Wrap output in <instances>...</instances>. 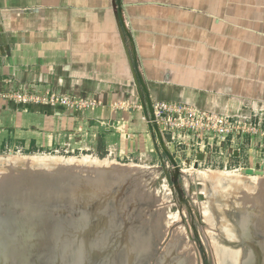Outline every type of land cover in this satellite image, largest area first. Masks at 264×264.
<instances>
[{
	"label": "crops",
	"instance_id": "obj_1",
	"mask_svg": "<svg viewBox=\"0 0 264 264\" xmlns=\"http://www.w3.org/2000/svg\"><path fill=\"white\" fill-rule=\"evenodd\" d=\"M120 5L153 102L264 127V0H0V90L100 94L105 105L85 119L0 99V148L92 149L90 133L124 152L151 143L126 142L144 103Z\"/></svg>",
	"mask_w": 264,
	"mask_h": 264
},
{
	"label": "rangeland",
	"instance_id": "obj_2",
	"mask_svg": "<svg viewBox=\"0 0 264 264\" xmlns=\"http://www.w3.org/2000/svg\"><path fill=\"white\" fill-rule=\"evenodd\" d=\"M40 92L45 94L48 92V90H41ZM63 94L69 93L63 92ZM69 95L71 97H74L75 101L85 100L82 99L85 97L86 99L87 97H91L94 99L101 98V100L104 99L100 94H83L80 96H78L77 94ZM142 101L144 103L142 108L144 110L143 118L145 123L143 120V122L140 121L136 130L132 131L133 134H136L137 138L136 136L134 137L132 136V134H129L130 136L128 135L126 137V142L128 145H136L137 143H139L140 137H143L146 138V141H151V143H149L147 147L145 145V142L143 141L140 142L143 147H137L132 152H124V150L121 148L120 151L116 150L115 148L113 149L114 146L111 145V140H109L106 148L103 134L97 137V135H94L92 133H90L91 136L89 135V138L93 139L94 143L92 144H95L97 142V144H95L92 149H85L86 145L83 146L84 148L82 150L79 147H77L76 149L70 148L68 145L67 148L50 150H24L14 148L6 149L4 147H1L0 177L4 175L3 179H8V176L16 174V170H12V167L16 168L19 171H22V169H24V175L26 176V178H23V181H20V185L24 186V188L27 189L26 193L29 196L30 205H35L33 200H37L38 198L45 199V192L47 191L46 189H48L45 188V191L44 187L37 183L38 179H44V177L48 175L49 172H51L50 169H52L51 167L47 166L51 165V163H55L56 161L44 160L42 161L43 163H37L41 165L32 167L30 164V168H28L29 165L27 164V160H20L26 163V167L16 166L19 161L9 159L12 158L11 156L51 154L50 156L53 157L56 155L65 158H80L85 155H90V157H93V159L107 158L108 162L112 161L116 163L114 166L116 169H118L119 171L121 170L119 177L121 179L120 181H125L128 188L131 187L130 189H128V194L126 195H128L129 197V193L131 192L130 196L133 195L132 198H134L136 201V214L131 211L134 214V218L131 219L130 216L133 217V215H130L128 216V221H131V223L133 222V227L142 226V230L146 228V225H148V230L152 231V233L148 236H146L145 234H142L141 236L140 234H137L135 236V233H130L129 235L124 236V239L122 240H119L120 237L116 235V240L113 241V243H115L117 246L115 248L117 252L116 254L111 252L114 256V264L124 263L125 258L126 262L124 264H137L138 258H136L137 255L135 251L136 247L141 244H148L149 246H152V254L150 258H148V254L141 257V261L147 262L146 264H203L202 256L198 248L199 242L192 227L193 224L198 230V234L200 235L204 248L208 251V253H210V255H212L210 257L212 258L213 262H216V264H264V248L262 247L261 242H258V239H260L261 236L257 237L256 233V231L259 233H261L262 231L264 233V190H258V182L261 180V178H264V176H246L240 173L241 167L246 166L254 167L255 169H257L256 165L258 163L260 165H264V127L262 128V123H260V121H258V118L254 116H233V118L236 120H241L243 122L245 121V123L247 124L246 126L250 125V123H253L259 128L260 132L258 134H255L254 136L252 135L253 138H251V136L242 137L239 135L237 137L239 140L235 141V143L227 141L222 142L221 145L210 146L209 149L206 150V154L204 153V158L199 161L198 168L194 167V163L197 160L196 156L197 153L203 151L200 150L196 152L193 150L194 147L187 146L193 140V138L197 137V134L193 138L191 134L190 141L188 138L185 141L180 138L181 142L187 144L178 145L181 148L180 149L177 146L170 144L168 142V136L163 132L170 151L176 157L178 163L181 165V168L184 171L180 175V183L182 187L184 188L186 193H189L191 195V198L194 200V204L196 206H200L199 208L200 210H202L201 212L203 213V216L204 207L207 211L208 215L206 216V218H203L205 223L203 226L199 224L194 209L193 213L195 218L193 222L192 217H190L189 215L187 207L184 205V203L180 202L177 196V192H173L172 190V176L174 169L173 165L159 144V140L155 134V130L152 126V122L149 116L147 103H145L144 98ZM165 102H168V104L170 103L169 105H172L171 108H174L173 105H176L173 101ZM37 104L45 107V109H52V112H60L58 108L53 109L48 104ZM155 104L156 102H153V105ZM25 106V108H28L29 106L32 107V105ZM186 106L187 108L192 107L194 108V110H196V107L192 105L186 104ZM70 107H63L64 114L75 116L76 114L80 113V116L88 119L87 117L91 116V113L95 109H98V107H105V105L103 101L100 105H91V108L89 110L86 107H81L79 104L76 105L75 108ZM90 111L92 112L89 113ZM93 123L95 124V122ZM105 125L106 124H100V126ZM191 126L192 124L190 125V128ZM162 127H164L163 124ZM185 128L189 129L188 127ZM248 128L250 130L252 129V127L250 128V126H248ZM186 129L177 131L176 128L174 131V135H184ZM85 131L86 130L84 126L82 129L79 128L78 130L79 134H84ZM202 137L204 138V136ZM243 138L245 139L243 141H240ZM113 141V143H115L116 140L114 139ZM132 141H134V144L132 143ZM206 144L209 145L208 140ZM235 151H237L238 155L235 154ZM186 159L192 160L190 164L186 163ZM70 163L75 164L78 162L70 161ZM62 164H64V162H62ZM84 165L97 166L95 163H92L90 161L88 164H83V166ZM35 168L36 170H34ZM215 171H230L235 174L238 173V176L224 175L221 178L214 176L215 183L212 182L214 184H210V186H208L205 182L208 178L203 177V175H205L204 173L208 172H210L211 175L212 172ZM109 174L119 176V173L116 174L114 172H110ZM3 179L0 178V182ZM94 180L95 179L92 178L90 182H95ZM218 182H221L223 184V187L216 188L215 184ZM88 183L89 182L87 181V184ZM64 186L65 184L63 183L60 187ZM55 188L56 186L53 188V190ZM145 192L147 195H149L147 193L149 192L151 194V197H147L145 195ZM90 194L92 193H89V195ZM89 195L87 197H89ZM68 204L66 205V203H64L66 207L68 206ZM47 206L50 207V205ZM163 207L167 212V222H164V224L160 226L161 228H157L158 226H156V219L162 220L159 210ZM132 208H134V206ZM240 209L244 210L240 212ZM180 210L182 211V213ZM34 211L36 212V210ZM153 211L155 213L151 215ZM236 211H239L240 214L237 215ZM254 211L260 212H257L256 214ZM39 214L41 213L39 212ZM125 215L127 219V214ZM41 219L42 217L40 218V220ZM41 223L45 224L42 221ZM22 225L25 227L27 224ZM109 227L110 226H104L102 229V233ZM22 231H24L25 234L23 235L24 237H20L19 240L25 241L24 243L26 245H29V243L34 244L33 242L35 241L33 239L35 238L29 236L30 234H28L30 233V231H28L27 228H24ZM22 231L20 232L22 233ZM91 236L92 235L90 234V238ZM134 239L137 243L133 241ZM79 240L81 241L83 239ZM120 241H122V243ZM128 245L130 246L127 247ZM131 245L133 246V248ZM36 246L37 248L26 246L23 247V249L25 250L20 253L19 257L17 256L15 258L17 259L15 263L41 264V262H45L43 264H63L60 260L61 258L58 259L56 255L53 256L57 247L53 246L51 248L47 245ZM96 247L98 246L96 245ZM144 249L147 251V248L145 246ZM144 249H139L140 253L145 252L142 251ZM149 253H151V251ZM61 256L62 253L59 257ZM133 257L135 260L134 263H132ZM98 260L99 259H97V261ZM103 260L104 259L99 260L97 264H106V262L103 263ZM105 261H107L106 258Z\"/></svg>",
	"mask_w": 264,
	"mask_h": 264
},
{
	"label": "water",
	"instance_id": "obj_3",
	"mask_svg": "<svg viewBox=\"0 0 264 264\" xmlns=\"http://www.w3.org/2000/svg\"><path fill=\"white\" fill-rule=\"evenodd\" d=\"M119 13L124 24V30L131 43L133 66L139 81L140 92L142 94V97L144 98L145 103H147L148 106L149 116L152 122V126L155 130V134L159 140V144L162 150L167 155L168 159L170 160L174 168L173 176H172V183H173L172 190L173 192L174 191L177 192V196L180 202L184 203V205L187 207V210L189 212L190 217H192L193 222L195 218L193 213V209H194L199 224L204 226L205 224L203 220L204 216L203 213L201 212L202 210H200L199 208L200 206H196L194 204V200L191 198V195L189 193H186V191L184 190V188L180 183V175L184 171L182 170L181 165L178 163L176 157L170 151L169 146L164 137V134L156 118L153 101L150 96V91L142 74V71L139 67L137 50L134 44L132 34L126 27L123 20L124 18L121 13V5L119 7ZM2 30H3L2 26L0 25V32ZM59 109L62 110L63 107L60 106ZM235 154L238 155L237 151H235ZM196 157L197 160L194 163V167L198 168L199 161L204 158V153L199 152L197 153ZM191 161H192L191 159H186V163L188 164H190ZM256 166L257 169H255L254 167H241L240 173L246 176H255V175L264 176V170H263L264 165L263 164L260 165L258 163ZM47 167H51L53 170L50 169L51 172L48 173L49 176L46 175L44 179L43 178L38 179L37 182L44 187V190L45 188H48L46 189L47 191L45 190L46 191L44 197L45 199L38 198L37 200H33L35 204L34 207L36 206L35 209L37 211L39 210L38 212H40L41 215H43L42 218H45V220L42 219L40 220L43 221L45 225L40 226L41 224H39V230H42L43 232H45L46 228L48 230V234H44L45 236L43 238L44 240L56 241L57 239V240H61V244H67L65 242L67 241L69 236L83 232L84 233L83 235H85V240L90 238V234H91L92 235L91 240H93L94 242H102L105 239L107 238L110 239L112 237L115 238L116 240V235L120 237L119 240L120 239L122 240L124 239V236L129 235L130 233L133 234L135 233V236L137 234L138 235L145 234L146 236H148L149 234L152 233L151 230H148L149 228L148 225H146V228L142 230V226L133 227L132 226L133 222L131 223V221H128L129 220L128 216L133 215V217L130 216L132 219L134 218V214H136V210H135L136 201L134 198H132L133 195L130 196L131 192L129 193V197L128 195H126L128 194L127 192L128 189H130L131 187L128 188L125 181H120L121 179L119 178L120 177L119 170H117L119 176H115L114 174L102 173L101 171H99V169L97 171L95 170L96 168H93V170L87 168L90 166H87L86 169L85 165L83 166V163L73 164L70 162L69 163L64 162V164H58V162H55V163H51V165ZM96 167L99 168V166ZM11 169L16 170V174H14V176L15 177L19 176L21 178V181H23V178L24 179L26 178L23 170L19 171L13 167ZM3 176H1L0 178L3 179ZM92 178L95 179L94 180L95 182H92L93 180L90 182ZM87 181L89 182L88 184ZM63 183L65 184V186L60 187L61 184ZM55 186L56 188L53 190ZM89 193L92 194L89 195ZM147 193L149 195H147L146 192L145 195L149 197L151 194L149 192ZM47 194L49 197L47 196ZM87 194L91 196L89 202H87L85 199ZM64 203H66V205L68 203L69 204L66 207ZM47 205H50V207ZM133 206L134 208H132ZM243 210L244 209H240V212ZM131 211H133L134 214ZM236 212L237 215L240 214L239 211ZM154 213L155 212L153 211L151 215H153ZM159 213H160V217H162V220L156 219V226H158L157 228H161L160 226L164 224V222L165 223L167 222V218H166L167 212L164 207L160 208ZM125 214H127V219ZM91 215H92V219H96L97 217L101 216L102 224L106 227L110 226L109 227L110 229L108 228L103 233L99 234L94 228L93 221L92 220L89 221L87 219L88 216ZM0 218L2 219L1 214H0ZM48 225L49 227H47ZM53 226H57L58 228L63 230V232L56 231ZM1 227L2 225L0 224V230L3 228ZM192 227L194 229L195 236L199 242L198 248L202 256L203 264H216V262H213L212 258L210 257L212 255H210V253H208V251L204 248V245L202 243L200 235L198 234V230L196 229V226L193 224ZM55 233H62L63 236L58 237L59 235H57V238H55L52 236ZM28 234L33 236L31 232ZM37 234L38 233H36V235ZM81 241L83 242L82 247L87 248L88 244L83 240ZM133 241L135 242V239ZM120 242L122 243V241ZM77 245L80 244L77 243ZM140 246H141L140 250L144 249L145 246L147 248V251L145 249L142 250L145 252L140 253L137 262L139 264H146L147 262L141 261V257L143 255L148 254V258H150L152 254V250H151L152 246H149L148 244H141ZM74 247L76 248V245H74ZM116 247H117L116 244H114L113 249H111V251L114 254H116L117 252V250L115 249ZM150 251L151 253H149ZM91 253H92V257L96 254L95 252H91ZM79 257H81V259ZM67 258L69 261L74 260V263L83 260L82 254L78 256L77 251L76 254L73 256L67 255ZM124 260L126 262V258ZM124 263H120V264H124Z\"/></svg>",
	"mask_w": 264,
	"mask_h": 264
},
{
	"label": "bare ground",
	"instance_id": "obj_4",
	"mask_svg": "<svg viewBox=\"0 0 264 264\" xmlns=\"http://www.w3.org/2000/svg\"><path fill=\"white\" fill-rule=\"evenodd\" d=\"M50 155H35V154L34 155L33 154L15 155V156H11L12 158H9V159L18 160L19 163L16 164V166H22V167H26V163L23 161H20V160H25V161L27 160L28 162H32L33 164L27 162V164L29 165L28 168H30V164L32 167L39 166L41 164H37V163H43L42 161H44V160H53V161L58 162V164H62V162L69 163L70 161L88 164L90 161L92 163H95L97 166H99V168H97L96 166L88 167L92 170H93V168H96L95 170L98 171V169H99V171H101L102 173L114 172V173L118 174V171H117L118 169H116L114 167L116 163L112 162V161L108 162L107 158H102V159L94 158L93 159V157H90V155H85V156L80 157V158H75V157H66L65 158V157L56 156V155L53 157ZM0 160H1V157H0ZM86 162H88V163H86ZM86 167L87 166H85V168ZM22 170L25 171L24 169H22ZM34 170H36V168ZM204 174L205 175H203V177L208 178V179H206L207 181H205L208 186H210V184L215 183L214 182V180H215L214 176L219 177V178H221L224 175H228V176L236 175V176H238V173L235 174V173L230 172V171H218V172L215 171V172H212L211 175H210V172L204 173ZM216 174H219V175H216ZM20 181H21L20 177H15L14 175H10V176H8V179L4 178L0 182V214L2 216V219L0 218V224L3 227V228L1 227L2 229L0 230V264H16L15 261L17 259H15V258L17 256L19 257L20 253H22L25 250V249H23V247L26 246V247L37 248L36 245H47V246H50L51 248L53 246L57 247L55 249L53 256L56 255L58 257V259L61 258L60 260L63 264H97V262L99 260H102V259H104L103 263L106 262V264H114V262H113L114 256H113V253H111L112 252L111 249H113V244H115V243H113V241H115V238H113V237L110 240L107 239V240H104L102 242H94L93 240H91V238H88L85 240V235H83L84 233L80 232L78 234L76 233L75 235L69 236V238L65 242L67 244H61V240H57V239H56V241L55 240H50V241L44 240L43 239L45 237L44 234H48V230H47V228H46L45 232H43L42 230H39V224H41L40 226L45 225V224H42L40 221V218L43 215L39 214V212H38L39 210L37 211L35 209L36 206L34 207V205H30L29 196L26 193L27 189L24 188V186L20 185ZM212 182H214V183H212ZM215 187L216 188L223 187V184L221 182H218L215 184ZM226 189H228V188H226ZM258 190H260V191L264 190V178H261V180L258 182ZM87 196L88 195H86L85 199L90 201L91 196H89V197H87ZM3 199H4V201H3ZM34 210H36V212ZM203 210H204V217L206 218V216L208 214H207V211L205 210V207ZM254 212L257 214V212H260V211H254ZM87 219L89 221L90 220L93 221V223H94L93 225H94L95 230L99 234H101L102 229L104 227V225L101 222V216L97 217L96 219H92V215H91V216H88ZM42 220H44V218H42ZM22 224H27V225L24 227ZM47 227H49V225ZM53 227L55 228L56 231L63 232V230H61L57 226H53ZM24 228H27V230L33 234V236L32 235H29V236L35 238L33 240L36 243L33 242L34 244L29 243V245L28 244L26 245L24 243L25 241L19 240L20 237H24L23 235L25 234V232L22 231ZM20 231H22V233ZM36 233H38V234L36 235ZM256 233H257V237L261 236V238L258 239V242H261L262 247L264 248V233L262 231H261V233L256 231ZM57 235H59L58 237L63 236L62 233H55L52 236L57 238ZM78 239H83V241H85L88 244L87 248L86 247L83 248L82 247L83 242L79 241ZM77 243H79L80 245H77ZM74 245H76V248L74 247ZM96 245L98 247H96ZM129 246L130 245H128L127 247H129ZM138 247H141V246L138 245ZM58 248H60V249H58ZM93 248H95V249H93ZM132 248H133V246H132ZM139 249L140 248H137L135 251L136 255H137V256L135 255L136 258H138V255L140 253ZM76 251H77L78 256H80V254H82L83 260L77 261L75 263H74V260L69 261L67 258V255L73 256L76 254ZM91 252H95L96 254L92 257ZM61 253H62V256L59 257ZM14 255H15V257H14ZM13 257H14V259H13ZM79 258L81 259V257H79ZM105 258L107 259V261H105ZM97 259H99V260L97 261ZM134 261L135 260L133 257L132 263H134ZM43 263H45V262H41V264H43Z\"/></svg>",
	"mask_w": 264,
	"mask_h": 264
},
{
	"label": "built area",
	"instance_id": "obj_5",
	"mask_svg": "<svg viewBox=\"0 0 264 264\" xmlns=\"http://www.w3.org/2000/svg\"><path fill=\"white\" fill-rule=\"evenodd\" d=\"M82 98V97H81ZM0 99L3 101L12 102L18 104V106L25 108V105H33L37 103L48 104L51 108L56 109L59 106L75 108L76 105L81 107H86L88 110L90 106L100 105L103 100L101 98H82L85 100L75 101L74 97L69 94L57 93L54 91H48L47 93H41L40 90L31 89L27 86L18 87L14 89H1ZM170 104V103H169ZM168 102H156L154 105V110L156 118L161 127L162 132H164L168 137V142L174 146L187 145L181 142L180 138L184 141L188 138L190 141V135L192 134L193 140L189 143V147H194L193 150L203 151L206 154V150L212 145H221L222 142L239 140L237 137L240 136H253L260 132L259 128L253 123H250V130L245 121L236 120L229 115H220L215 113H210L202 110H194V108H187L184 104L169 105ZM162 124L164 127H162ZM192 124L191 128L190 125ZM188 127L189 129H186ZM185 130L184 135H174V131ZM197 128V129H195ZM201 129V131H200ZM163 133V134H164ZM250 134V135H248ZM253 135V136H252ZM204 136V138L202 137ZM245 138L241 139L243 141ZM207 140L209 145H207ZM181 149V148H180ZM204 154V155H205Z\"/></svg>",
	"mask_w": 264,
	"mask_h": 264
}]
</instances>
